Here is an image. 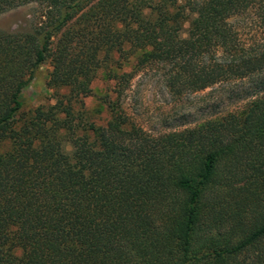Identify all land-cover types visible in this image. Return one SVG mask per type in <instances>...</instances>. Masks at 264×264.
<instances>
[{
	"label": "trees",
	"instance_id": "obj_1",
	"mask_svg": "<svg viewBox=\"0 0 264 264\" xmlns=\"http://www.w3.org/2000/svg\"><path fill=\"white\" fill-rule=\"evenodd\" d=\"M23 7L31 29L0 30V264H264V49L236 25L264 0H0V17ZM135 54L178 95L250 81L247 103L152 136L121 104ZM47 63L69 94L24 113ZM103 70L119 99L97 126L77 105Z\"/></svg>",
	"mask_w": 264,
	"mask_h": 264
},
{
	"label": "rangeland",
	"instance_id": "obj_2",
	"mask_svg": "<svg viewBox=\"0 0 264 264\" xmlns=\"http://www.w3.org/2000/svg\"><path fill=\"white\" fill-rule=\"evenodd\" d=\"M36 11L34 7H23L0 17V30L7 33L24 32L31 29ZM243 38L255 49H264V20L250 14L236 21ZM82 27L79 25L77 29ZM189 25H185L186 35ZM140 54V53H139ZM139 54L126 55L121 59L122 70L118 73L133 75V80L121 97V104L132 123L142 127L152 136L193 129L206 121L230 113H238L245 107L250 81H228L206 91H186L182 95L173 92L168 84L172 66L151 63L143 68L138 65ZM119 55L116 56L117 61ZM127 58V60H125ZM111 69V68H110ZM115 69V68H114ZM115 70V71H116ZM52 67L43 65L30 87L22 95L24 113L42 106H53L57 96H67L68 89L56 93L49 87ZM92 94L81 100L77 111L86 113L91 122L105 126L110 120L108 102L118 101L117 83L111 81L107 71H100L92 85ZM71 152V148L68 147Z\"/></svg>",
	"mask_w": 264,
	"mask_h": 264
}]
</instances>
